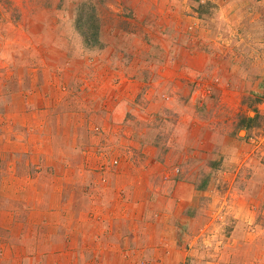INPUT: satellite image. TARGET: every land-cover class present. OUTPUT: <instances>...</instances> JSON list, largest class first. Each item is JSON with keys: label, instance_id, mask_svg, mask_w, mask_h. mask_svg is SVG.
Returning a JSON list of instances; mask_svg holds the SVG:
<instances>
[{"label": "crops", "instance_id": "crops-1", "mask_svg": "<svg viewBox=\"0 0 264 264\" xmlns=\"http://www.w3.org/2000/svg\"><path fill=\"white\" fill-rule=\"evenodd\" d=\"M127 6L126 11L115 9L114 13L101 12L97 6L99 43L90 47L72 14L68 18L61 9H46L52 18L42 26L52 25L59 32L58 43L68 45L63 28L71 21L67 25L75 41L73 54L65 55L57 63L62 66H54L52 73L41 77L40 70L27 73L33 81L42 80L41 98L30 99L29 90L20 93L28 99L25 107L32 109L34 128L42 124L43 130L31 139L36 150L31 157L32 166L47 162L50 167L41 170L48 177L44 185L48 199L37 201L29 195L24 224L15 211L16 203L0 205V228L6 235L0 236V263L21 264L22 258L60 255L68 256L66 264H192L193 258H188L192 250L186 251L181 240L196 238L195 227L202 233L215 219L227 217L221 211L225 204L237 217L247 212L250 219L255 218L258 208L250 203L256 199L245 203L227 199L231 192L249 193L258 183L259 170L252 166V153L245 157L241 150L231 158L236 156L231 149L239 141L234 115L240 111L241 93L209 77L218 76V66L226 60L212 55V43L196 45L182 23L190 15L180 14V24L174 19V29H168L160 23L154 26V10L143 14L138 0ZM143 16L150 17L146 24ZM165 20H169L167 14ZM162 34L166 39L159 42L156 37ZM24 39L31 40L28 35ZM38 40L43 43L44 37ZM17 42L23 39L10 43ZM34 60L26 58L25 63ZM48 61L43 57L47 69ZM199 81L204 82L203 90H210L204 101L194 97ZM42 99L45 105L40 104ZM52 105L59 107L50 109ZM55 120L58 132L50 136L45 128ZM95 124L103 126L105 136L94 130L97 125L92 128ZM87 139L90 144L112 141L113 150L106 156L119 157L116 168L102 169L104 154L95 155L98 163L90 168L84 162L75 164L79 155L72 154L82 153ZM199 158L200 168L194 164ZM50 176L56 184L53 191L60 192L56 201L49 198ZM11 177L18 180L14 174ZM222 177L230 181L224 196L217 189V179ZM26 178L27 191L33 192L36 183L29 171ZM67 183H73L72 193L66 191ZM258 188L264 192V186ZM23 225L24 234L18 235ZM34 240L42 248H35Z\"/></svg>", "mask_w": 264, "mask_h": 264}, {"label": "rangeland", "instance_id": "rangeland-1", "mask_svg": "<svg viewBox=\"0 0 264 264\" xmlns=\"http://www.w3.org/2000/svg\"><path fill=\"white\" fill-rule=\"evenodd\" d=\"M131 1L133 0H0V205L13 206L16 203L17 208L13 207L23 224L27 212L26 201L30 200L29 195L33 194L37 201L48 199L47 187L44 186L48 177L41 173V170L43 167H48V169L50 167L46 165L47 162L45 166L42 164H39L38 167H35L36 164L32 166L31 151H33L34 145L31 139L34 140L36 131L39 134L43 128L42 124L34 128V119L29 116L32 109L30 106L25 107L27 97L25 98V94L20 96V93L23 90H29L30 99L34 96L41 98L44 93L40 85L42 80L33 81L27 73H32L33 69L34 71L40 70V77L42 74L49 75L55 70L54 66H62L57 63L62 62L65 55H72L75 48V45L72 44L75 43L71 35L72 30L67 25L71 21H67L63 28L65 40L71 43L68 45L67 43H58V41L61 42L59 32L54 31L52 25L42 26L43 22L52 18L46 9H61L66 17L72 14L73 20L77 23L78 19L81 30L92 42L94 41L92 38L94 30L90 28V24L93 21L89 18L93 11L89 7L82 9L81 6L92 4L95 10L98 6L101 12L114 13L115 9L126 11L124 7ZM138 3L140 12L143 14L150 13V9L154 10L156 18L154 26H158L160 23L163 28L164 25H167L168 29H174L175 20L180 24V14L181 16L190 15L189 21L186 23L182 20V23H185L184 26L193 34L196 45L200 48L204 44L212 43L209 48L212 55L215 58L226 60L218 66V76L209 74V77L217 79V83L222 82L225 87L241 93L240 111L236 116L234 115V134L239 141L231 149V152L236 155L231 158L238 157L237 153H240L241 150L245 157L248 153H252V166L259 170L256 178L258 183L249 193L234 195L231 192L227 194L228 200L230 198L241 199L242 203L250 202L246 201L248 198L249 200L256 199L250 203L256 206V209L258 208L254 220L250 219L247 212L245 215L237 217L234 210L229 209L230 206L225 204L226 208L221 211L227 217L221 218L220 221L215 219L202 233L195 227V232H192V235L196 238L187 239L185 243H183L184 240H181V244L186 245V251L192 250L193 254L188 258H193V261L189 260V262L192 264H264V192L258 188L264 186V144L258 148L251 144L249 139L252 133L258 134L264 130V0H138ZM58 13L54 15L57 16ZM126 13L128 14V12ZM166 14L169 16L168 22L165 20ZM109 16L113 19L112 15ZM148 18L150 17L143 16L145 24ZM105 19L111 24L109 19L106 17ZM115 19L122 23L120 17L115 16ZM125 21L128 26L132 25L131 20ZM164 34L166 35L167 32ZM25 35L31 38V40L27 39L28 43L24 39ZM165 35L162 34L160 38L156 37V39L160 42L163 37L165 38ZM42 36L44 37L43 43H38L40 42L38 39H41ZM16 38L23 39V43H10ZM32 41L34 43H31ZM68 46L70 47L68 48ZM87 46L90 47L88 44ZM43 57L49 60V69L42 65ZM26 58L35 59L34 63L26 64ZM25 74L28 75V78ZM20 76L24 77L23 81L18 80ZM209 77L207 79H210ZM203 84L204 82L199 81L194 89L193 93L197 101L201 100L200 93L205 87ZM16 91L19 92V95L15 94ZM40 104H46L44 99ZM58 107L52 105L50 109ZM45 108L48 106H43L41 109ZM61 110L64 111L62 108ZM55 113L57 114V112ZM40 117L39 115L38 118L40 119ZM47 126L45 130L51 132L50 136L57 134V126H59L57 120L51 121V124ZM94 130L98 133L103 131L105 136L106 130L103 129V126L97 125ZM112 143V141L101 139L97 143L90 144L87 139L86 143H83V152L72 154V156L79 155V157L75 156L77 159L75 164L84 162L86 167L90 168L98 163L96 156L104 154V158L100 160L102 166L105 168L114 167L112 161L119 157L111 158L112 153L111 156L108 153L109 159L106 156L107 152L113 150ZM28 146L31 147L30 152H25L24 149ZM89 146H94L95 150H91L92 147ZM34 151L36 152L35 149ZM211 161L217 160L212 158ZM194 164L199 168L202 167V159L194 161ZM50 166L53 167V165ZM28 171L36 183L33 192L27 191L26 175ZM12 174L17 176L18 180L12 178ZM49 179V198L51 201H56L60 197V192L53 191L56 187L55 180L51 176ZM222 179L223 177L219 181L217 179L219 186L216 185V187L223 192L222 196H224L230 181ZM246 184L247 181L242 183L243 188L248 186ZM18 186H22L21 189ZM63 186L64 184L62 188ZM66 191L73 192V183H67ZM67 195L69 194L66 193L65 198ZM37 201L34 204L35 210ZM210 210H212L211 215L214 216L213 209ZM24 230L23 225L22 231L18 229V235L24 234ZM0 232V236H6L1 228ZM33 245L35 248H42L37 240H34ZM67 259L68 256L60 255L50 256L48 259L35 256L31 259L22 258L19 263L66 264ZM6 261L9 263L8 260ZM0 264H5V262Z\"/></svg>", "mask_w": 264, "mask_h": 264}, {"label": "trees", "instance_id": "trees-1", "mask_svg": "<svg viewBox=\"0 0 264 264\" xmlns=\"http://www.w3.org/2000/svg\"><path fill=\"white\" fill-rule=\"evenodd\" d=\"M82 9L83 8H87L89 7L91 9V11H93V13L90 15V18L93 22L90 24V28L93 29V34H92V38L94 41L90 42L88 40V37L85 35V33L80 29L81 25H79L78 23V19H77V23H78V27L79 29L82 31V35L85 39V42H87L89 45H93V44H97L99 43V29H100V24H99V18L98 16L96 15V10L94 8V6L92 4H83L82 6Z\"/></svg>", "mask_w": 264, "mask_h": 264}, {"label": "built area", "instance_id": "built-area-1", "mask_svg": "<svg viewBox=\"0 0 264 264\" xmlns=\"http://www.w3.org/2000/svg\"><path fill=\"white\" fill-rule=\"evenodd\" d=\"M210 92L209 89L207 90H202L200 93V99H205L207 97V94ZM251 144H253L255 147L257 146L258 148H261L262 145L264 144V130L258 132V134L252 133L249 137ZM119 164V159L115 158L112 161V166H117ZM102 169L106 170L104 166H102Z\"/></svg>", "mask_w": 264, "mask_h": 264}]
</instances>
